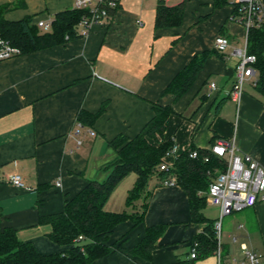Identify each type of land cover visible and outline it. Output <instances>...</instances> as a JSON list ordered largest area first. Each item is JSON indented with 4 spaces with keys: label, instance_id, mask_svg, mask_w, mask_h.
<instances>
[{
    "label": "crops",
    "instance_id": "obj_1",
    "mask_svg": "<svg viewBox=\"0 0 264 264\" xmlns=\"http://www.w3.org/2000/svg\"><path fill=\"white\" fill-rule=\"evenodd\" d=\"M214 1H164L169 7L183 4L182 21L177 27L155 29L158 0H118L109 22L94 26L86 36L0 61V231L12 228L19 241L32 243L40 253L67 249L48 239L51 226L39 223L40 218L61 212L64 200L89 181L106 178L104 170L115 160L107 141L118 135L135 137L152 118L153 104L171 106L175 112L164 134L174 142L175 156L191 147L208 150L214 140L222 139L233 141L238 154L264 168V101L252 87L255 77L244 83L238 104L229 96L236 81L234 46L244 29L229 21V0L216 9ZM73 2L0 0V6H9L4 20L28 19L35 26L72 10ZM218 35L229 42L224 55L214 50ZM204 51L212 56L187 93L176 102L162 95L175 75ZM102 106L104 111L92 124L79 123L80 112L95 114ZM164 160L171 165L174 158ZM13 175L32 190L13 186ZM135 179V174L126 177L111 194L124 192V209L114 206L111 196L104 209L130 215L144 210L141 223L117 225L108 243H121L125 252L114 251L90 264H217L214 254L190 258L193 237L206 224L192 222L187 194L177 185H160L153 176L145 206L142 199L129 206L126 199ZM129 207L130 212L125 210ZM244 210L237 212L235 229L225 230L232 243L240 241L236 256H230L221 232L224 264L226 259L228 264L232 258L241 259V245L264 252V199ZM158 225L166 229L151 259L131 255L145 228Z\"/></svg>",
    "mask_w": 264,
    "mask_h": 264
},
{
    "label": "trees",
    "instance_id": "obj_2",
    "mask_svg": "<svg viewBox=\"0 0 264 264\" xmlns=\"http://www.w3.org/2000/svg\"><path fill=\"white\" fill-rule=\"evenodd\" d=\"M226 4L227 0H215L214 8ZM8 8V5L0 6V33L13 46L19 48L21 54L57 46L79 36L75 27L81 17L87 14L85 10L75 9L59 12L51 21V30L44 32L36 26H30L28 19L17 22L4 20L3 14ZM182 17V3L169 7L163 0H158L154 27H177L181 24ZM247 53L256 58L252 87L264 101V23L248 31ZM211 56L210 51L194 56L170 81L162 95L172 96L175 102L179 100L190 89L203 64ZM103 111V106L95 114L82 111L77 119L81 125H90ZM152 111V118L135 137L118 135L107 141V146L115 153V160L106 168L109 173L103 181H89L76 195L64 200L61 212L40 218L39 223L51 226L48 239L67 249L51 254L40 253L32 243L19 241L15 230L8 227L0 231V264H90L114 251L125 252L121 243L109 244V237L114 228L123 222L130 221L133 225L141 223L144 210L140 214L130 215L125 212L106 211L104 206L118 185L131 173L135 174L136 179L127 195L126 203L129 206L139 199L144 201L145 206L149 198L148 183L153 176L159 179L160 185L165 179L174 178L175 185L187 194L192 222L206 224L193 237L191 247L195 246L196 249L193 260L215 254V221L207 220L202 210L207 203L205 194L209 184L225 170L226 163L211 155L208 150L191 147L174 157L168 171H160L159 167L165 162L166 154L174 146L171 139H164V134L166 122L175 112L171 106L159 104H153ZM193 151L197 152L195 158L190 156ZM205 157H208L207 162L204 161ZM165 229L166 225L146 227L143 237L130 254L149 261Z\"/></svg>",
    "mask_w": 264,
    "mask_h": 264
},
{
    "label": "built area",
    "instance_id": "obj_3",
    "mask_svg": "<svg viewBox=\"0 0 264 264\" xmlns=\"http://www.w3.org/2000/svg\"><path fill=\"white\" fill-rule=\"evenodd\" d=\"M167 1V0H163ZM233 8V14L229 16V21L241 24L245 30V44L243 49H235L234 55L237 58L235 64L236 81L230 92V100L238 104L243 94L244 83L252 79L255 75L254 64L256 58L247 53V34L253 27H258L264 23V0H229ZM117 0H74L73 8L75 10H85L87 14L82 16L75 27L77 35L86 36L94 26L106 25L109 22L111 13L116 10ZM140 22L137 21V24ZM38 29L49 32L51 30V21L39 20L35 25ZM214 50L224 55L229 46L228 39L218 35L214 39ZM19 48L13 46L0 33V61L10 59L20 55ZM214 88V85H211ZM80 126V124H78ZM209 153L226 163V168L219 173L217 177L209 184L206 192V202L218 208L220 218L237 213L244 209L251 208L259 200L264 199V168L248 155H240L233 141L216 139L208 149ZM175 145L166 154V157L175 155ZM197 157V152L193 151L190 155ZM208 161V157L204 158ZM160 171H168L169 165L165 162L159 167ZM13 186L31 191L26 187L19 175H13L10 178ZM60 183H56L59 186ZM163 186H174V178H167L162 182ZM217 236V248L215 256L217 264H224L221 255L220 244V226H214ZM241 259H231V264H264V254H257L241 245ZM196 256L195 246L191 247L190 258Z\"/></svg>",
    "mask_w": 264,
    "mask_h": 264
},
{
    "label": "rangeland",
    "instance_id": "obj_4",
    "mask_svg": "<svg viewBox=\"0 0 264 264\" xmlns=\"http://www.w3.org/2000/svg\"><path fill=\"white\" fill-rule=\"evenodd\" d=\"M241 27H243V26L241 25ZM242 29H244V28H242ZM245 36H246L245 30H243V36L239 35V34L237 35V37H238L237 38V44L234 46V49H243L244 44H245ZM172 156H173V158L175 157V155H172ZM105 171H106V169L104 170V172ZM106 173H107L106 174V176H107L109 172L106 171ZM129 176L130 177H134V174L131 173L127 177H129ZM125 181H128V180H125ZM149 182H151V180ZM120 191L121 190H118V192H115L111 196L112 197L111 201H113L112 203H114V206H116V207L119 206V208H123L124 209V207H123V202L125 201L124 200V192H122V194H120ZM125 210L130 212L131 208L130 207L128 209L125 208ZM244 211H246V209ZM202 212L209 220L215 221L214 226L217 225V224L220 226L219 233L221 235V232H222V237H221L222 242L224 244L226 243L229 246L230 256H236V254H237V252L239 250L240 241L238 239V241L236 243H232L231 239H227L225 230L227 228L228 229L229 228L235 229V226H236L235 218L238 216L239 213H235L233 215H230V216L228 215V216H224V217L220 218L219 213H218V208L216 206H212V205H210L208 203H206V205L204 206ZM230 220H233V221L230 222ZM261 254H264V252L261 253ZM228 263H229V259H226V263L225 264H228Z\"/></svg>",
    "mask_w": 264,
    "mask_h": 264
}]
</instances>
